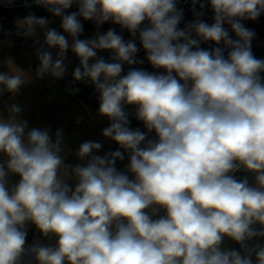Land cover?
<instances>
[{
	"label": "clouds",
	"instance_id": "1",
	"mask_svg": "<svg viewBox=\"0 0 264 264\" xmlns=\"http://www.w3.org/2000/svg\"><path fill=\"white\" fill-rule=\"evenodd\" d=\"M33 5L60 21H13L36 44L43 33L36 76L62 79L70 50L118 147L72 150L63 128L0 111V264H264V58L246 23L264 0H22ZM85 21L96 31L81 39ZM5 63L0 98L31 82Z\"/></svg>",
	"mask_w": 264,
	"mask_h": 264
},
{
	"label": "crops",
	"instance_id": "2",
	"mask_svg": "<svg viewBox=\"0 0 264 264\" xmlns=\"http://www.w3.org/2000/svg\"><path fill=\"white\" fill-rule=\"evenodd\" d=\"M42 7H36L35 10L40 12ZM20 15H23V8L14 9ZM10 14V11H7ZM54 23L49 27L56 26L59 29V18H54ZM13 19H8L3 24V31L0 36L6 32L15 29ZM249 25L258 31V37L252 42L255 55L258 58H264V16L258 21H249ZM108 25L105 24L100 31L106 32ZM39 44L35 43L34 38H27L24 45H19L14 41L2 42L0 39V71H8L5 63L9 58L14 65L22 69L31 78V82L22 86L21 93L15 95L5 94L0 98V111L7 115V106L16 103L23 109L21 117L28 120L32 127H51L53 132L58 128H63L64 140L68 148L75 150L79 144L86 140L100 141L107 151L110 148L115 150L118 146L102 136V130L108 125V120L97 115L98 109L88 102L84 101L79 104L77 98H73L70 92L58 86V81L50 75L43 78L36 76V68L39 65L36 50L43 44V33L39 29ZM95 34L91 30L90 38ZM71 43V39L69 38ZM54 59L58 49L51 50ZM77 66V64H76ZM82 97V96H81ZM71 159V157H69ZM31 242V241H29Z\"/></svg>",
	"mask_w": 264,
	"mask_h": 264
},
{
	"label": "built area",
	"instance_id": "3",
	"mask_svg": "<svg viewBox=\"0 0 264 264\" xmlns=\"http://www.w3.org/2000/svg\"><path fill=\"white\" fill-rule=\"evenodd\" d=\"M182 6L185 7V17H186V19L191 20L193 17H192V12L189 10V5L188 4H185V5H182ZM36 7L37 6L33 5L30 9H27V10L25 9L23 15H26L28 13V11H31V12L35 13L37 16H44V17H48V18L54 19L51 16V14L48 13L44 8H42L40 10V12H38V14H37V11L35 10ZM16 8H23V6H22V0H16V3L14 4L13 7L6 8L7 11L8 10L10 11V14H8L7 11L5 13H3V14H0V22H4V21H6L8 19H13L14 20L16 18V16L19 14L18 12H16L14 10ZM75 10H76V8L74 6L73 9H71V11H75ZM211 15H212V13L209 10L208 11V14H207V18L209 19V22H211ZM90 23H91V30H93V29L95 30L94 25L92 24V22H90ZM246 23H247V26L248 27H250V28H252V29L255 30V32H256L255 39H256L258 37V35H259L258 34V31L255 28H253L251 25H249L248 22H246ZM107 25H108V28L115 27L116 30H117V32H120L119 26L111 25V24H107ZM53 27L56 28V26H53ZM108 28H107V30H108ZM15 31H16V29H13V30L4 32L0 36L1 41L2 42L14 41L15 43H17L19 45H24L25 42H27V38L23 37L22 35L21 36L15 35ZM9 32H11L12 34L9 35L8 34ZM121 34L124 36V38L126 40L129 39V34L126 31H124ZM98 55H102L105 58H107L110 55V53H108V52H99ZM138 55L140 57H143V52L141 51ZM65 63L68 65V71H67V73L65 74V76L62 79H59L58 86L61 87V88H63L64 90L68 91V88L69 87H74L76 84L79 83V82H75L73 80V77H72V70L76 67V57H75V55L70 50H69V52L67 54V60L65 61ZM145 67H148V65L146 64ZM125 68L127 69V66H125ZM88 87L90 88V90H91L92 93L95 91L93 86H91V85L88 84ZM77 101H78L79 104H81L85 100H84L83 97H79V98H77Z\"/></svg>",
	"mask_w": 264,
	"mask_h": 264
},
{
	"label": "water",
	"instance_id": "4",
	"mask_svg": "<svg viewBox=\"0 0 264 264\" xmlns=\"http://www.w3.org/2000/svg\"><path fill=\"white\" fill-rule=\"evenodd\" d=\"M6 11H7L6 8H0V14L5 13ZM84 25H85V28H84V32L82 33V35L80 37L81 39L90 38V35H91V23H90V21H85ZM76 64H77V66L79 65V60L77 57H76ZM74 87H78L80 89V91L76 94H72L70 92L71 97L79 98L82 96L86 102H88L89 104L93 105L94 107H96L98 109L99 101H98V99L95 98V96H93V93L91 92V90L88 87V84L86 82L81 81L78 84H76ZM132 124H133V126H135L138 124V122L133 120ZM34 232H35L34 228L29 232V236H28L29 241H31L33 239Z\"/></svg>",
	"mask_w": 264,
	"mask_h": 264
}]
</instances>
